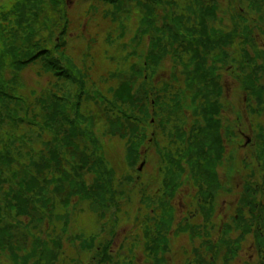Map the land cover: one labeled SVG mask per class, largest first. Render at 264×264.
<instances>
[{
    "label": "rangeland",
    "instance_id": "rangeland-1",
    "mask_svg": "<svg viewBox=\"0 0 264 264\" xmlns=\"http://www.w3.org/2000/svg\"><path fill=\"white\" fill-rule=\"evenodd\" d=\"M58 1L63 7L64 1ZM66 1L69 3L68 12L70 11V19L67 17L69 19L67 30L71 32V37L67 40L66 54L70 59L63 63L69 66L72 61L73 64H77V66L74 65L76 68L83 71L87 83L86 92L89 96H83L80 99L79 84L57 83V79L51 82L52 78L39 71V68L35 70L46 77L34 75L33 71H24L23 77L20 76L15 84H11L18 90L21 86L20 92L27 97L23 107L19 105L20 108H18L22 111L20 116L25 118L24 124L15 127L20 130V135L27 136L26 140L31 139L35 143L32 146L37 154L42 152L37 148L58 147L63 163L60 169L67 171L70 175L72 166L76 167L80 164L82 155H70L68 149L62 148L60 140L53 144L49 143L52 137L43 129L46 124L44 125L43 119L40 118V110H42L41 105L44 99L51 94L65 98L71 108L80 103V110L87 121L84 128L87 135L84 134L86 138L82 137L83 135L81 138H76L74 142L79 145L77 149H88L87 155L92 156V152H98L99 158H104V165H100V169L108 183L114 179L112 190L117 194L112 201L107 200L104 207H100V203L95 199L81 201L77 198V204L73 203L72 206L65 207L62 201L69 195V184L65 182L61 188L65 192L56 198L58 203L56 208L42 207V204L35 203L32 210L33 220L30 224L26 227L16 226L9 229L8 236L11 239H8L5 246L0 249V264H15L17 260L14 256L19 258V262L25 261L26 264L39 262L43 264L48 255L60 257L56 264H121V262L129 264V261L123 260V256L128 255L125 250L128 247H138V241L144 243L140 238L135 240L136 234L144 227L151 213L150 210L157 209L151 203L146 207L142 199L143 196L144 198L156 196L161 189L162 177L157 145L153 143L147 151H142V160L139 157L136 164L132 165L128 157L127 142L120 136L105 135L108 126V112L106 115L105 111L107 103L113 98L111 91L118 89L122 82L132 76L134 66L145 63L144 57L151 49L149 48L151 34L155 29L148 31L150 27H147L145 23L147 18L145 9L138 8L133 2L125 3L122 9H116L102 0H88L85 4V0ZM201 1L207 7L216 5L217 19L215 22L210 21L212 32L217 33L219 38L228 39L227 45L222 42L223 46L208 57L210 67L217 69L216 75L221 78L220 84L224 88L220 119L223 124L222 131L227 143L226 147L230 153V157H226L219 169L224 190L213 202L215 208L213 218L218 216L217 223L221 218L227 227L222 224L220 229L214 221L213 230L210 231L204 226V219L200 213L201 205L205 201V199L202 203L200 201L204 193L203 182L196 180L194 183L191 176L186 175L179 196L174 201L177 220L172 226L173 231L168 236L169 239L172 238L173 244H170L169 249L166 250L167 253L162 252L159 258L165 259L163 264H183L184 258L188 255L184 251L186 247L191 252L193 248H196L195 255L188 261L189 264H212V261L214 264H264V249L259 248L257 237L259 234L262 235L264 241V189L262 188L264 185V0ZM3 3L4 1L0 0V6ZM189 5H194L193 9L196 6L198 8L194 2L185 0H162L160 6L153 7L156 16L155 26L159 27L160 42L163 32H166L164 36L166 40L160 43L161 48L171 45L173 41L168 32V22L172 18V13L175 16H182L187 13ZM44 10L40 13V19L35 22V26L39 37L43 39V36H46L43 41L53 50L56 46L60 47L64 44L65 15L47 9L46 6ZM84 30L86 32L83 35ZM217 31H220L222 35ZM122 34H125L124 41ZM56 38L60 39L56 40ZM124 43L129 44L126 49L123 47ZM127 49L129 54L125 53ZM61 50L64 51L63 48ZM179 50L171 48L175 60L173 58L164 60L154 79L159 90L163 89V86L164 90L170 89V92L165 91L166 102H170L168 96L178 97L183 91L188 94L186 87L192 84L187 74L192 67L188 65L187 69H182L187 57L180 60L179 55H175ZM176 67H179V71H176L178 69ZM147 74L150 72L147 71ZM12 77L9 75L8 79L11 80ZM54 83H57V86H53ZM141 84L142 82L139 85ZM167 84L170 87H165ZM49 88L52 89L43 95ZM148 91L158 94L155 90ZM36 92L39 95L35 98L33 95ZM98 93H102L106 100L102 99ZM186 114L187 118L174 114L170 120L167 115L170 135L175 134L173 128L177 123L183 124L185 129L192 126L193 121L196 120V111L189 107ZM113 116H115L114 113L111 117ZM154 126L155 123L149 132L154 130ZM157 134L159 145L166 148L169 135L162 134L160 130ZM31 140H29L30 144ZM171 140L172 137H169V141ZM91 141L94 144L87 145ZM95 142L98 143L95 144ZM94 156L97 157V155ZM142 164H144L143 171L139 172ZM2 166L0 162V178L5 180L8 175ZM104 167L110 168L112 177L106 174ZM97 170L93 174L82 171L80 175L89 182V185H92L93 180L99 177ZM52 171H56L54 167L46 171L44 175ZM71 176H74V173ZM197 186L202 187V191L193 199L191 195L198 190ZM246 187H250L254 195L256 192L258 194L255 208L249 205L251 201L254 202L255 197L250 192H246ZM243 194L248 196L241 204ZM0 197L4 196L0 193ZM52 203H55L54 200ZM48 212L52 213V220L45 222L43 215L47 216ZM236 214L241 217L242 222L235 220ZM189 219L192 221L190 225ZM13 221L15 217L9 219L6 225H12ZM178 224H182L183 228L185 225L191 226L192 230L190 229L191 231L186 232L187 235H185L183 229L177 227ZM13 225L15 226V223ZM239 225L243 227L252 225L251 234L241 235V232L237 230ZM180 231L182 232L179 233ZM141 234L144 233L141 232ZM177 234L178 239L175 238ZM96 235L102 238L95 246L90 247L88 242L96 238ZM233 239H236L233 243L236 246L234 250L236 254L234 256L232 252L227 262L225 256L230 250L227 242ZM225 240L227 242L224 246ZM213 242H216V247L210 250L208 245ZM107 247H109L108 251L117 254L111 256L113 263L107 262L104 255L106 253L104 249ZM131 258L134 257L131 256ZM137 264L151 263L142 258Z\"/></svg>",
    "mask_w": 264,
    "mask_h": 264
},
{
    "label": "trees",
    "instance_id": "trees-1",
    "mask_svg": "<svg viewBox=\"0 0 264 264\" xmlns=\"http://www.w3.org/2000/svg\"><path fill=\"white\" fill-rule=\"evenodd\" d=\"M4 1H6V5L0 11V19L3 22H0V162L1 165L3 164L2 169L8 176L5 180L0 178V193L4 196L3 198L0 197V249L5 246L8 239H11L8 236L9 229L16 226L26 227L30 224L33 220L32 210L35 203L42 204V207H45V205L51 206L53 200L56 202V198L65 192L61 189L65 182L69 184L70 192L69 196L63 199L65 207L71 204L72 198L95 199L100 203V207H104V203L108 202L107 200L112 201L117 194V192L113 193L112 190L114 179L108 183L100 169V165H104V158H99L98 152H92V156L87 155L88 149H77L79 145L74 142L76 138H81L82 135L84 137V134H86L84 128L87 121L80 111V103L71 108L65 98L58 97V95H48L43 103L44 105L41 106L42 110H40V118H44L47 125V127L42 128L52 137L51 141L58 142L61 140L62 144L60 145L62 148L65 150L67 148L73 149L68 150L70 155H82L80 164L72 169L71 174L74 173V178H70L67 172L64 173L65 171L60 169L62 165L60 156L62 154L58 152V147H36L42 150L40 154H37L33 150V141L29 139L32 141L30 144L29 140H26L27 136L19 134L20 130L15 126L24 124V118L20 116L22 111L18 109L22 102L21 98L14 94L9 86L11 83L8 79L9 75L23 71L35 59H42L48 64L50 62L49 69L53 70L58 76L69 79L72 84H80L79 94L80 92L81 94L79 97L86 95V92H84L85 83L82 81L81 76L77 78L69 71L71 68L69 70L65 69L60 61L51 62V52L41 42L35 26L40 13L45 11L44 7L46 6L47 9L51 10H53V7H61L59 1ZM133 1L136 2V6L145 8L148 16L145 21L146 25L155 27L156 16L153 7L148 5L147 2L156 4L157 2L160 3L161 0ZM192 1L199 3L196 12L199 11L200 15L197 23L199 30H197V35L196 32L193 34L197 37L189 39L193 48L195 47L194 57L192 55L193 59L185 65L194 68H191L187 73L188 79L192 81V84H188L189 86L186 87L188 94L183 93L178 97L174 96V101L166 102L165 95L163 96L162 93L155 94V92L148 91L152 88L149 82L153 83L154 80L152 79L156 75L157 68L162 65L163 56L166 57L168 54L166 47L161 52L163 48L160 47V38H153L150 43L151 51L145 58V63L134 66L130 81L123 82L118 89L112 91L113 98L111 101L107 99L109 102L105 111L106 115L108 112V126L105 135L108 137L120 136L123 141L127 142L128 157L132 165L136 164L139 157L142 160V149L145 148L148 139L153 137L152 133L156 134L153 140L155 141L154 145H157L158 155H160L159 166L162 180L159 193H161V197L159 201H151V204L157 207L154 210L155 217L148 218V220L151 219V225H145L141 232L144 233V238L154 239L155 244H164L166 249L169 245L168 234L177 220L175 219L176 213L173 201L177 198L178 191L183 185V177L185 178L186 175L193 176L199 181L205 182L204 185L211 187L212 189H208L205 193L206 196L204 194L203 198L205 200L210 198L206 204L213 205L215 201L213 196H216L215 189L217 188L214 185L217 182H213L216 179L215 172L219 161L225 154L221 132L222 120H220L221 97L224 88L220 84V78L216 75L217 69L210 67L208 57L223 46L222 42L226 43V41L223 37L219 38V36H212L210 35L211 32L209 33L207 16L209 19H211L210 17L215 18V11L206 8L205 3L200 0ZM9 18H11V21L8 20ZM5 21L9 23L7 24ZM168 32L171 39L176 37L172 29ZM188 38L186 37V40ZM147 71L150 74L152 73L151 76L146 75ZM140 82H142L141 85H139ZM186 83L188 82L186 81ZM154 94L155 97L152 99ZM102 99L106 100L104 97ZM152 100H155L154 105L151 102ZM167 105L168 107H166ZM189 107L196 111V120L193 121L194 123L188 130L178 125L175 126L174 131L176 134L172 136V145L170 146L168 137V146L162 148L158 143L157 133H159V130L162 134L168 131L167 112H169V116L178 113L179 115H185ZM112 113L115 116L111 117ZM153 119H155L154 130L152 129L149 132V129L153 126V123H151ZM58 125H60L59 128H54ZM93 138L96 137L93 136ZM91 144H94V142L91 141L87 145ZM79 151L82 152L78 153ZM26 154L28 155L26 156ZM94 155H97V157L95 158ZM52 167L56 171L44 175ZM104 169L106 174L112 177L110 169L105 167ZM96 170L99 177L97 180H93L92 185H89V182L80 175L82 171L86 174H93ZM59 174L60 176H58ZM208 176H212V179L210 178L207 182ZM257 195L255 193L253 196L255 197L254 202L251 201L249 204L254 208L257 205ZM53 207H56V203L52 205ZM201 207L202 213L205 214L207 210L205 201ZM210 211H212V208L209 209ZM13 217H15V221L11 223H15V226L13 224L7 226L6 222ZM239 220V222H242L241 219ZM16 223L19 224L16 225ZM237 227V230L243 233L253 229L252 225H246L245 227L239 225ZM186 229L184 228V230ZM227 243L230 249L229 254L232 255L233 252L235 256L236 246L233 245V241ZM150 245L151 242H147L145 253L153 250L149 249ZM259 247L264 249V243L261 242ZM14 259L17 260L15 264H26L25 261L19 262V258H15V256Z\"/></svg>",
    "mask_w": 264,
    "mask_h": 264
}]
</instances>
